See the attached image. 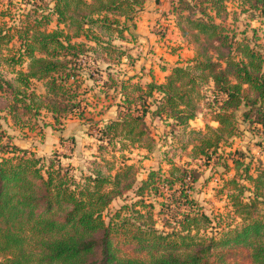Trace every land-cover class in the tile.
<instances>
[{"label": "trees", "instance_id": "16d2710c", "mask_svg": "<svg viewBox=\"0 0 264 264\" xmlns=\"http://www.w3.org/2000/svg\"><path fill=\"white\" fill-rule=\"evenodd\" d=\"M144 3L22 0L15 21L13 4L0 3V264H264V31L257 47L227 23L231 14L234 22L243 15L264 25V0H171L193 58L171 67L162 83L141 85L112 69L102 71L96 60L119 62L125 55L114 41L125 39L128 22ZM85 56L93 58L98 74L97 80L89 77L88 92L98 95L94 105L110 99L115 114L94 122L95 159L77 181L58 162L40 164L27 150L3 143L1 120L24 129L43 115L54 125L72 114L84 118L81 104L86 110L89 103L79 61ZM200 114L216 127L192 129L189 123ZM148 118L164 125L162 141L173 152L233 172L218 193L238 223L219 238L200 235L211 221L183 190L200 175L189 165L180 168L164 157L167 176L151 167L140 180L133 165L106 159L115 145L152 152ZM239 122L261 137L259 157L221 151L239 134ZM177 183L178 195H169L177 211L163 225L170 231H159L153 206L143 198ZM128 193L137 200L111 210Z\"/></svg>", "mask_w": 264, "mask_h": 264}, {"label": "rangeland", "instance_id": "374dc122", "mask_svg": "<svg viewBox=\"0 0 264 264\" xmlns=\"http://www.w3.org/2000/svg\"><path fill=\"white\" fill-rule=\"evenodd\" d=\"M0 3L1 5L13 4L10 5L12 10L10 18L14 21L18 19L16 9L22 5V0H0ZM170 3L171 0H145L143 7L135 13L133 20L128 22L129 31L124 33L125 39L114 41V45L124 50L125 55L121 57L119 62L113 58L108 61L104 58L96 60L99 69L102 68V71L112 69L113 72H117L115 76L122 79L124 77L134 78L133 82H140L141 80L144 83L151 73L159 79L163 75L160 73L162 68L169 69L175 63L183 64L190 60L191 54L186 49V47H190L178 33ZM248 20L241 15L237 16L234 22L230 14L227 23L238 34L250 40L252 45L260 47L263 45L260 38L264 31V25L257 22L258 20L252 22H248ZM50 27L53 28L54 25L52 24ZM253 34L258 39H255ZM181 44H186V47H182ZM93 62V58L90 56L81 57L79 61L84 69L81 76L84 79V87L81 90L87 91L83 98L89 103L86 110L84 109L85 104H81V110L85 111L84 118L72 114L67 116L60 125H54L48 116L43 115V118L38 120L35 125L24 129L13 127L8 120H1V128L6 136L3 143H11L18 148L27 150L41 161L40 164L48 165L50 160L58 162L63 169H69L70 175L77 181L81 176L88 175L91 168L90 163L95 159L98 143L97 128L94 126V122L100 121L104 115H111L109 113L112 112L110 108L113 105L110 99L108 101L102 99L97 106L94 105V95H96L95 97L98 96L97 90L94 92L92 89L88 92V89L93 86L90 78L97 80L98 76L94 72L95 65ZM34 85L38 92L42 91L40 84L35 83ZM208 119L204 114H200L189 125L195 130H203L206 124L216 127V124L209 122ZM146 124L154 136L156 144L152 152L133 148L120 151L118 145H115L114 150L111 147L108 149L110 152L105 155L106 159L113 161L117 166L121 162L133 165L139 173L140 180L146 179L147 170L151 167L155 170L160 169L162 174L167 176L170 167L164 157L171 159L180 168L189 165L188 169H193L200 175L196 183L186 184L183 190L188 198L196 203L199 213L206 215L211 221L212 230L207 229L206 232H200V235L219 238L222 230L234 227L238 220L228 209L225 196L220 192L218 193L222 187V180L229 179L233 172L226 173L214 161L209 164H204L202 160L190 162L184 157L183 152H173L168 145L169 143H163L166 129L160 121L148 118ZM260 141L261 137L256 130L247 124L240 123L237 137L229 141L230 147L222 148L221 151L227 154L233 150H241L249 155L259 157L258 143ZM166 153L167 155H165ZM120 156L124 157V161H121ZM111 157H115V159H110ZM175 190L176 195H178L181 190L179 183L172 190L164 187L156 194L146 195L143 198L146 204L153 206V219L156 221V228L159 231H170L165 229L163 225L168 221L172 223L171 217L177 211L169 198V195ZM136 200L132 193H128L125 197L115 200L111 210L114 211L122 205L131 204ZM167 205H170L172 209H167Z\"/></svg>", "mask_w": 264, "mask_h": 264}, {"label": "crops", "instance_id": "0c3cea01", "mask_svg": "<svg viewBox=\"0 0 264 264\" xmlns=\"http://www.w3.org/2000/svg\"><path fill=\"white\" fill-rule=\"evenodd\" d=\"M179 38H180V36H179ZM180 40H181V38H180ZM186 45V44H185ZM184 44H181V46L182 47H186ZM186 49H188L189 51V54H191L190 56H191V59L193 58V52H192V50L190 49V48H188V47H186ZM190 59V60H191ZM189 61V60H188ZM187 62V61H186ZM176 64H178V63H175L174 65H176ZM173 65V66H174ZM172 66V67H173ZM171 68V67H170ZM170 68L169 69H164V68H162L160 71V73L161 74H163L159 79L157 78V77H154L153 76V74L151 73L148 77V79L144 82V83H142L141 82V80H140V83H141V85H145V84H147V83H149V82H151V81H154L155 83H162L164 80H165V77L168 75V73H169V70H170ZM111 110H112V112L111 113H109V114H111V115H104V118H106V119H113V117H114V114H115V107H111L110 108ZM109 109V110H110ZM196 119V118H195ZM194 119V120H195Z\"/></svg>", "mask_w": 264, "mask_h": 264}]
</instances>
